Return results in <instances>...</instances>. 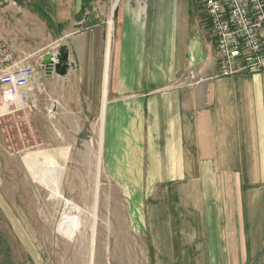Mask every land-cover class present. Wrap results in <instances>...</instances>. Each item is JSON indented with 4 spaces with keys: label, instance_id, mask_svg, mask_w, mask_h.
Instances as JSON below:
<instances>
[{
    "label": "crops",
    "instance_id": "1",
    "mask_svg": "<svg viewBox=\"0 0 264 264\" xmlns=\"http://www.w3.org/2000/svg\"><path fill=\"white\" fill-rule=\"evenodd\" d=\"M84 1L58 30L66 74L43 85L58 110L100 111L110 159L137 177L148 264H264V74L218 76L194 0H115L111 34Z\"/></svg>",
    "mask_w": 264,
    "mask_h": 264
},
{
    "label": "rangeland",
    "instance_id": "2",
    "mask_svg": "<svg viewBox=\"0 0 264 264\" xmlns=\"http://www.w3.org/2000/svg\"><path fill=\"white\" fill-rule=\"evenodd\" d=\"M74 1L0 0V45L35 73L27 107L7 111L0 98V264H148L141 192L124 189L137 177L110 159L100 111L58 110L43 85L56 75L39 65L64 44L59 27L84 16ZM98 2L111 34L115 0Z\"/></svg>",
    "mask_w": 264,
    "mask_h": 264
},
{
    "label": "built area",
    "instance_id": "3",
    "mask_svg": "<svg viewBox=\"0 0 264 264\" xmlns=\"http://www.w3.org/2000/svg\"><path fill=\"white\" fill-rule=\"evenodd\" d=\"M203 12L217 57L219 77L264 74V0H194ZM34 69L16 59L0 45V98L7 111L28 106ZM183 80L198 84L201 79L188 72Z\"/></svg>",
    "mask_w": 264,
    "mask_h": 264
},
{
    "label": "water",
    "instance_id": "4",
    "mask_svg": "<svg viewBox=\"0 0 264 264\" xmlns=\"http://www.w3.org/2000/svg\"><path fill=\"white\" fill-rule=\"evenodd\" d=\"M67 59L68 53L66 52V47L60 46L56 55L47 54L43 56L40 62V66L47 67L48 65H51L53 66L57 77H64L66 74V70L69 67Z\"/></svg>",
    "mask_w": 264,
    "mask_h": 264
},
{
    "label": "bare ground",
    "instance_id": "5",
    "mask_svg": "<svg viewBox=\"0 0 264 264\" xmlns=\"http://www.w3.org/2000/svg\"><path fill=\"white\" fill-rule=\"evenodd\" d=\"M210 42V41H209ZM7 48H8V46H7ZM67 49V48H66ZM46 55V54H45ZM23 59V58H22ZM39 67H40V65H39ZM51 67V66H50ZM53 67V66H52ZM226 78V77H225ZM36 87V86H35ZM34 88V87H33ZM38 89V88H37ZM31 91H33V90H31ZM39 91V90H38ZM38 99V98H37ZM39 100V99H38ZM31 107V106H30ZM7 110V109H6ZM36 110V109H35ZM10 111V110H9Z\"/></svg>",
    "mask_w": 264,
    "mask_h": 264
},
{
    "label": "trees",
    "instance_id": "6",
    "mask_svg": "<svg viewBox=\"0 0 264 264\" xmlns=\"http://www.w3.org/2000/svg\"><path fill=\"white\" fill-rule=\"evenodd\" d=\"M114 6V5H113ZM113 8V7H112Z\"/></svg>",
    "mask_w": 264,
    "mask_h": 264
}]
</instances>
